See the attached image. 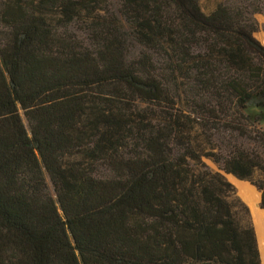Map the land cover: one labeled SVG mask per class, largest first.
I'll list each match as a JSON object with an SVG mask.
<instances>
[{
    "label": "trees",
    "instance_id": "1",
    "mask_svg": "<svg viewBox=\"0 0 264 264\" xmlns=\"http://www.w3.org/2000/svg\"><path fill=\"white\" fill-rule=\"evenodd\" d=\"M200 1L0 0V264H261L225 174L264 210V145L216 153L208 123L249 139L264 109V0Z\"/></svg>",
    "mask_w": 264,
    "mask_h": 264
},
{
    "label": "rangeland",
    "instance_id": "2",
    "mask_svg": "<svg viewBox=\"0 0 264 264\" xmlns=\"http://www.w3.org/2000/svg\"><path fill=\"white\" fill-rule=\"evenodd\" d=\"M249 3H252L253 0H247ZM221 2H226L228 5L231 7H237L238 6V0H201V8L205 14H210L212 13L217 6ZM253 20L255 21L256 25V32L254 33L255 38L262 44L264 45V14H255L253 16ZM5 29L0 21V39L2 38V34L4 33ZM69 31H71L73 34H76L80 39L85 37V32L84 28L81 23L74 25V27L70 28ZM176 95L175 98V105L174 109L175 111H182L184 114H192L195 116V107L191 104H189V100L187 99V94H185L182 90L176 91L174 95ZM178 96L181 97V99L177 98ZM170 107H172V104L165 103L161 105V107L156 110L158 113H166L170 112ZM141 108L143 109H150L153 110L156 109L154 106L150 105H142ZM242 113L244 117L247 118V121L241 120V123H246L248 130L251 132V136L249 139H243L238 136L236 133H232L229 131L230 126H235L238 123V118L233 120L232 124L227 123L225 121L221 123L212 122L208 123L213 127L212 131L209 132V134H212L213 138V143L210 145V149H213L214 152L219 153V154H225L227 151H230V148L234 145H244L246 148H250L256 151H262V146L264 145V109H258L254 107H249L247 109L242 110ZM25 123L27 124L26 120ZM201 123H203L201 121ZM208 150V151H209ZM204 163L210 168L212 171H220V166L216 163H214L211 159H204ZM98 176L99 177H107L110 176V172L108 169L100 167L98 170ZM230 176L232 175H227L225 174L226 179L234 186L236 190V196L249 208L250 211V216L252 220L253 227L255 229L256 237H257V243H258V248L260 251V256H261V264H264V254H263V249L261 248V238L264 239V210L261 208V193L260 191L253 186L250 182L248 181H240L236 177L235 179H232ZM257 178H262L263 175L262 173L258 172L256 174ZM237 179V180H236ZM243 182V183H242ZM245 183L249 184L251 188L246 185ZM50 188L52 193L54 194L53 187L51 183L49 182ZM250 197L253 201V203L256 201L257 204V210L256 213L258 216L261 215L259 221L257 222L253 211L248 204V202L245 200L244 196L241 194L240 190ZM253 191L255 193H253ZM255 199V200H254ZM263 226V227H262ZM261 229V230H260ZM259 230V231H258Z\"/></svg>",
    "mask_w": 264,
    "mask_h": 264
},
{
    "label": "bare ground",
    "instance_id": "3",
    "mask_svg": "<svg viewBox=\"0 0 264 264\" xmlns=\"http://www.w3.org/2000/svg\"><path fill=\"white\" fill-rule=\"evenodd\" d=\"M230 178H231V181H232V179H235L234 177H232V176H230ZM237 180V179H236ZM243 183V182H242ZM246 185H248L250 188H251V186L249 185V184H247V183H245ZM240 190V189H239ZM240 192H241V194L244 196V198H245V200L248 202V204L250 205V207H251V209H252V211H253V214H254V216H255V218H256V220H257V222L259 221V219H260V217H261V215L260 216H258L257 215V213H256V210H257V204H256V201L253 203V201H252V199L250 198V197H248L247 195H245L241 190H240ZM253 193H255L254 191H253ZM255 200V199H254ZM263 227V226H262ZM261 230V229H260ZM259 231V230H258ZM260 242H261V248L263 249V251H264V239H262L261 238V240H260ZM263 254H264V252H263Z\"/></svg>",
    "mask_w": 264,
    "mask_h": 264
}]
</instances>
